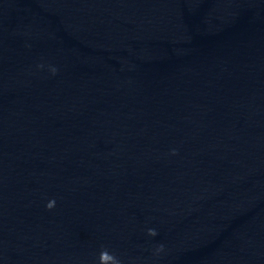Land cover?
Segmentation results:
<instances>
[{
	"label": "clouds",
	"instance_id": "clouds-1",
	"mask_svg": "<svg viewBox=\"0 0 264 264\" xmlns=\"http://www.w3.org/2000/svg\"><path fill=\"white\" fill-rule=\"evenodd\" d=\"M53 72H55V69H53ZM173 154H175V150H173ZM55 200H50L47 204H46V208L51 210L52 208L55 207ZM148 235L149 236H156L157 235V231L155 229H148ZM163 245H160L157 249V252H161L163 251ZM99 262L100 264H121L120 260L114 255L111 254L107 249H104L100 252L99 255Z\"/></svg>",
	"mask_w": 264,
	"mask_h": 264
}]
</instances>
